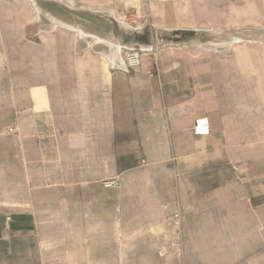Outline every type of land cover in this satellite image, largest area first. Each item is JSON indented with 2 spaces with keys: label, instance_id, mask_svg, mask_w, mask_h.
<instances>
[{
  "label": "crops",
  "instance_id": "0c3cea01",
  "mask_svg": "<svg viewBox=\"0 0 264 264\" xmlns=\"http://www.w3.org/2000/svg\"><path fill=\"white\" fill-rule=\"evenodd\" d=\"M28 1L0 5V264H264V0Z\"/></svg>",
  "mask_w": 264,
  "mask_h": 264
},
{
  "label": "rangeland",
  "instance_id": "374dc122",
  "mask_svg": "<svg viewBox=\"0 0 264 264\" xmlns=\"http://www.w3.org/2000/svg\"><path fill=\"white\" fill-rule=\"evenodd\" d=\"M12 2L13 1L6 3L5 6L7 8L15 9L16 7L13 6ZM145 2L146 0L144 1V4ZM26 3H27L26 13L30 14L27 17V24H31L30 26H33L35 19L34 10L28 0H26ZM1 4L3 3L0 0V5ZM144 4L140 7L131 5L130 7L120 10L119 18L135 28L140 26L144 22V20L147 19L148 16ZM39 5L43 9L53 12L62 20L73 22L77 25H84V28L90 33H95L106 37L110 35H117L119 39L122 40L124 39L125 32L122 30L119 31V29L115 26V23L109 17H105L104 19H102L101 17L94 14H79V15L71 14L68 11H66V9H64L63 7L56 5L54 3L43 2ZM44 24L45 25L48 24V22L45 19H44ZM32 29L33 27L29 29L30 33H28V35H30L31 38L33 39L35 38V35H37V33L31 32ZM228 35L230 34H225L224 36L218 37L217 39L215 36H212L211 34H204L201 38L202 41L227 40L229 37ZM86 36L87 35L84 33L83 37ZM245 36L250 41H264V33H257L251 31L249 34H245ZM111 47L113 46L111 45ZM125 54H124V60H125Z\"/></svg>",
  "mask_w": 264,
  "mask_h": 264
},
{
  "label": "built area",
  "instance_id": "2783aa9c",
  "mask_svg": "<svg viewBox=\"0 0 264 264\" xmlns=\"http://www.w3.org/2000/svg\"><path fill=\"white\" fill-rule=\"evenodd\" d=\"M142 54L139 51H127L125 54L126 66L128 69H134L140 65ZM194 134L198 137H207L211 134V124L209 118L201 117L196 120L194 126ZM119 183L117 181H107L104 183L105 188L117 187ZM10 220V218H9ZM172 223L174 226H181V214L176 213L172 217ZM159 256H163V252H159Z\"/></svg>",
  "mask_w": 264,
  "mask_h": 264
},
{
  "label": "bare ground",
  "instance_id": "6f19581e",
  "mask_svg": "<svg viewBox=\"0 0 264 264\" xmlns=\"http://www.w3.org/2000/svg\"><path fill=\"white\" fill-rule=\"evenodd\" d=\"M67 1H68L69 4H73V0H67ZM86 2H87V1H86ZM96 2H97V1H96ZM107 3H108V2H107ZM84 7H85V6H84ZM73 8H74V7H73ZM80 10H81V9H80ZM111 13L114 15V12H113V11H112ZM120 22H121V20H120ZM122 22H123L124 24H127V23H125L123 20H122ZM118 23H119V22H118ZM62 26H63V25H62ZM71 27H72V26H71ZM74 28H75V27H74ZM75 30H76V29H75ZM76 31H78V33H79L80 36H82V37L84 36V33H83L82 31H80V30H76ZM119 49H120V48H119ZM119 52H120V51H119ZM119 52H118V53H119ZM114 53H115V52H114ZM112 58H113V57H112ZM107 59H108V58H107ZM125 64H126V63H125Z\"/></svg>",
  "mask_w": 264,
  "mask_h": 264
}]
</instances>
